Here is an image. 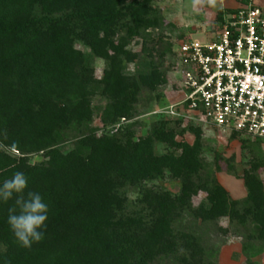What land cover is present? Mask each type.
I'll list each match as a JSON object with an SVG mask.
<instances>
[{
    "label": "trees",
    "instance_id": "trees-1",
    "mask_svg": "<svg viewBox=\"0 0 264 264\" xmlns=\"http://www.w3.org/2000/svg\"><path fill=\"white\" fill-rule=\"evenodd\" d=\"M174 29L156 0H0V140L17 147L0 152V183L23 172L25 195L40 192L49 209L43 240L24 248L7 223L15 197L0 202V264H218L230 238L246 264H262L264 141L231 135L250 156L237 176L247 196L233 200L206 130L152 115L179 90ZM147 99L152 120L138 136ZM188 133L193 144L178 141Z\"/></svg>",
    "mask_w": 264,
    "mask_h": 264
},
{
    "label": "built area",
    "instance_id": "built-area-1",
    "mask_svg": "<svg viewBox=\"0 0 264 264\" xmlns=\"http://www.w3.org/2000/svg\"><path fill=\"white\" fill-rule=\"evenodd\" d=\"M208 37L174 49L179 98L152 115L264 141V10L253 0L225 10Z\"/></svg>",
    "mask_w": 264,
    "mask_h": 264
},
{
    "label": "rangeland",
    "instance_id": "rangeland-1",
    "mask_svg": "<svg viewBox=\"0 0 264 264\" xmlns=\"http://www.w3.org/2000/svg\"><path fill=\"white\" fill-rule=\"evenodd\" d=\"M255 6L260 7L264 10V0H253ZM162 15L168 24H172L175 29L172 32H166L165 36L174 45L175 49L182 44L189 41H196L199 43L207 42L210 35L214 34L218 27L220 26V21L218 15L221 11H230L232 8L237 6L240 0H214V3H208L204 0L203 3L198 5H193V0H156ZM80 48V47H79ZM104 64L101 61L96 63V77L101 79L103 75ZM132 73L134 71V66H130L127 70ZM172 80L177 82V77L175 73L172 75ZM179 90L176 94L169 86L164 92L166 95V100L161 102H153V112L161 110L165 104L170 105L177 102L179 98ZM149 100H145L139 110L144 113L140 115L137 120L146 124V127L137 128L138 136H145L149 131V125L151 123L152 117L147 113L146 108ZM100 104L102 106L105 103L95 102V105ZM186 125V124H185ZM96 126H101L100 122H96ZM205 145L208 150L212 152L208 156L209 162H213L215 154L220 155V164L222 171L217 172L218 181L230 194L233 200H243L247 196V191L244 186V182L241 179L245 169H248L250 156L246 155L241 149V140H232L231 135L221 134L213 131H206L205 134ZM241 139H246L242 137ZM178 141H185L189 144H193L194 137L191 134H186L184 137H179ZM252 142V141H251ZM167 151V148L162 145H158L156 148L157 154H163ZM261 154L264 159V142L261 145ZM245 155V156H244ZM41 158H35L34 162H40ZM231 166L233 170L230 169ZM261 178L264 182V170L261 172ZM163 186L174 194H177L180 190L179 183L165 182ZM130 198L133 200L136 198V194L131 192ZM203 198L200 196L197 203ZM221 226H229L228 220L221 221ZM214 242H217L214 239ZM256 261L264 264V257H259L255 259ZM218 264H246V259L242 253L241 240L230 238L225 241L219 252Z\"/></svg>",
    "mask_w": 264,
    "mask_h": 264
},
{
    "label": "clouds",
    "instance_id": "clouds-1",
    "mask_svg": "<svg viewBox=\"0 0 264 264\" xmlns=\"http://www.w3.org/2000/svg\"><path fill=\"white\" fill-rule=\"evenodd\" d=\"M204 0H193V5L203 3ZM214 3V0H207ZM7 139V132L3 133ZM0 152L14 156L17 154L15 144H5L0 140ZM27 177L23 172H15L10 179L0 183V202H8L15 197L14 204L8 208L7 223L16 242L24 248H30L32 244L39 243L44 238L45 222L48 220V205L38 191H28Z\"/></svg>",
    "mask_w": 264,
    "mask_h": 264
},
{
    "label": "crops",
    "instance_id": "crops-1",
    "mask_svg": "<svg viewBox=\"0 0 264 264\" xmlns=\"http://www.w3.org/2000/svg\"><path fill=\"white\" fill-rule=\"evenodd\" d=\"M243 3L240 1L239 3H237V6L235 8H232V10H235L237 8H239Z\"/></svg>",
    "mask_w": 264,
    "mask_h": 264
}]
</instances>
